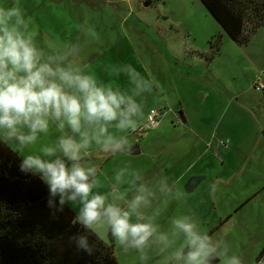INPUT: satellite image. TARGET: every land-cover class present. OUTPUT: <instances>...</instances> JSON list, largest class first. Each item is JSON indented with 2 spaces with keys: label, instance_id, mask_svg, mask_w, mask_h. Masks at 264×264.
<instances>
[{
  "label": "rangeland",
  "instance_id": "rangeland-1",
  "mask_svg": "<svg viewBox=\"0 0 264 264\" xmlns=\"http://www.w3.org/2000/svg\"><path fill=\"white\" fill-rule=\"evenodd\" d=\"M26 4L21 11L24 23L18 27L43 54L42 62L92 74L98 83L132 97L140 106L132 117L134 129L119 130L116 122L109 125V133L125 141L121 150L105 151L93 140L82 150L79 163L96 170L98 183L93 193L103 194L108 203L121 208H128L144 186L148 204L139 212L142 222L157 226V233L141 250L121 245L107 225L95 231L105 241L114 242L119 264H184L173 254L184 245L185 237L174 229L172 221L189 217L199 231L206 232L191 196L208 195L212 177L194 191L184 192L177 183L182 167L173 163L174 158L165 163L163 151L165 146L203 144L180 123L184 109L195 114L198 108L199 115H217L216 133L204 142L213 148L230 146L232 135L241 140L242 135L255 130V119L264 118V94L254 86L264 83V27L248 44L239 46L201 0H26ZM14 23L15 18L10 21ZM214 35L222 36V44L212 55L210 40ZM190 94L195 95L191 98ZM152 108L160 112L155 125L147 124ZM58 124L50 121L48 131L38 133L32 144L20 145L15 139L6 142L22 158L43 157V148L57 147L54 156L43 158L60 157L70 165L58 143L65 136L79 140L80 135L67 125L60 129ZM22 130L27 132V128ZM82 130L91 135L94 127L85 125ZM133 145H139L142 153L124 149ZM215 154L222 158L221 150ZM212 161L209 171H220V159ZM169 165V170L165 169ZM249 181L245 177L240 182L236 196L251 186ZM221 189L219 184L217 192ZM67 204L78 214V204ZM261 208L258 198L244 212L258 214ZM161 233L167 235V242L158 239Z\"/></svg>",
  "mask_w": 264,
  "mask_h": 264
},
{
  "label": "clouds",
  "instance_id": "clouds-1",
  "mask_svg": "<svg viewBox=\"0 0 264 264\" xmlns=\"http://www.w3.org/2000/svg\"><path fill=\"white\" fill-rule=\"evenodd\" d=\"M13 18L15 23L10 24ZM23 23L18 8H0L2 139H15L20 145L32 144L38 133L48 131L50 121H58L60 129L67 125L73 133H78L79 140L65 136L58 143L63 156L71 161L70 165L60 157L43 158L55 155L57 147L49 146L42 149L43 157H23L20 170L40 176L52 197L50 207L54 206L56 197H59L60 210L66 203L78 204L79 212L73 223L78 221L93 231L107 225L121 245L142 250L157 233V226L150 221L142 222L143 216L139 212L142 205L148 204L146 188L141 186L128 208H121L108 203L103 194L93 193L98 183L94 179L96 170L79 163L82 150L87 149L93 140L105 151L121 150L125 141L111 135L109 125L116 122L115 127L119 130L134 129L136 122L132 117L140 111V106L132 97L98 83L92 74L42 62L43 54L31 37L19 30L18 26ZM85 125L94 127L91 135L82 130ZM24 128L27 132L22 130ZM172 223L174 229L185 237L184 245L173 254L174 258L184 264H209L218 252V245L212 238L199 231L189 217L176 218ZM158 239L167 242L168 237L161 233ZM78 246L90 250L87 237H79ZM226 264H242V261L233 255Z\"/></svg>",
  "mask_w": 264,
  "mask_h": 264
},
{
  "label": "trees",
  "instance_id": "trees-1",
  "mask_svg": "<svg viewBox=\"0 0 264 264\" xmlns=\"http://www.w3.org/2000/svg\"><path fill=\"white\" fill-rule=\"evenodd\" d=\"M224 31L239 46L250 42L264 26V0H201ZM222 36L210 40L212 55ZM23 158L0 137V264H119L113 241L86 229L59 197L49 206L50 191L39 175L20 170ZM87 237L90 250L78 246ZM264 255V250L259 259ZM218 255L209 264H218Z\"/></svg>",
  "mask_w": 264,
  "mask_h": 264
},
{
  "label": "crops",
  "instance_id": "crops-1",
  "mask_svg": "<svg viewBox=\"0 0 264 264\" xmlns=\"http://www.w3.org/2000/svg\"><path fill=\"white\" fill-rule=\"evenodd\" d=\"M26 5V0H0V8L5 9H10L12 6L24 11ZM195 51L200 52L197 49ZM201 81L203 80H200V84ZM255 88L264 94V88L259 89L256 86ZM190 95L193 98L195 94ZM243 106L246 107L244 104ZM197 109L195 114L186 109L181 110L180 123H184L190 131L194 132L203 144L165 146L163 151L165 163L169 164L170 159L174 158L173 163L179 165V168L182 167L177 183L182 184L184 192L194 191L202 182L212 177L209 194L191 196V198L198 205V210L194 212L204 221L207 228L205 233L218 245L217 255L220 259L218 264H226L227 259L233 255L239 256L242 264H264V255L259 259V255L264 250V118H256L255 130L242 135L241 140L233 139L231 134L232 145H226L225 148L219 146L213 148L204 142L207 138L214 137L216 133L215 117L217 115L205 113L199 115ZM218 149L223 154L222 158L214 155ZM213 159H220V171H209ZM169 168L170 165L165 169L169 170ZM195 175L205 177L193 190L187 191L186 185ZM245 177L248 181L250 180L251 186L239 194L240 196H236L240 182ZM182 180L184 182L180 183ZM219 184L222 189L217 192ZM258 198L262 201L260 213L249 215L244 212L248 205ZM183 199L186 201L187 197ZM258 218L261 223L257 222Z\"/></svg>",
  "mask_w": 264,
  "mask_h": 264
},
{
  "label": "water",
  "instance_id": "water-1",
  "mask_svg": "<svg viewBox=\"0 0 264 264\" xmlns=\"http://www.w3.org/2000/svg\"><path fill=\"white\" fill-rule=\"evenodd\" d=\"M125 150L131 154H138L140 153L141 148L139 145H133L131 147L126 148ZM204 177L205 176L203 175L192 176L186 185L187 191L193 190L200 183V181L204 179Z\"/></svg>",
  "mask_w": 264,
  "mask_h": 264
},
{
  "label": "built area",
  "instance_id": "built-area-1",
  "mask_svg": "<svg viewBox=\"0 0 264 264\" xmlns=\"http://www.w3.org/2000/svg\"><path fill=\"white\" fill-rule=\"evenodd\" d=\"M255 86L259 89H263L264 88V83L262 82V84H255ZM160 112L157 109H151L150 113L148 115L147 118V124H152L155 125L158 122V118H159Z\"/></svg>",
  "mask_w": 264,
  "mask_h": 264
}]
</instances>
